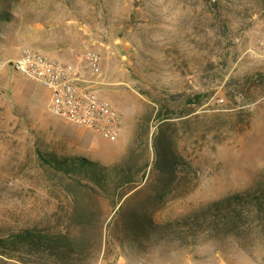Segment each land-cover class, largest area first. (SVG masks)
<instances>
[{
    "label": "rangeland",
    "instance_id": "rangeland-1",
    "mask_svg": "<svg viewBox=\"0 0 264 264\" xmlns=\"http://www.w3.org/2000/svg\"><path fill=\"white\" fill-rule=\"evenodd\" d=\"M263 26L264 0H0V234L68 227L83 247L70 264H264V218L208 209L264 179V62L248 52ZM64 45L70 61L101 56L116 141L51 114L48 90L10 65ZM39 151L129 169L133 185L114 206L120 190L80 187L88 168Z\"/></svg>",
    "mask_w": 264,
    "mask_h": 264
},
{
    "label": "trees",
    "instance_id": "trees-1",
    "mask_svg": "<svg viewBox=\"0 0 264 264\" xmlns=\"http://www.w3.org/2000/svg\"><path fill=\"white\" fill-rule=\"evenodd\" d=\"M38 153L45 164L60 172L73 174L79 170L86 173L88 168L90 171L86 175L89 179L87 182L74 178L78 186L92 190L95 194L109 195L111 190H120L114 206L120 203L133 185L134 177L129 169L110 175L106 167H99L97 163L86 157L57 159L42 151ZM94 168H97V171ZM80 197L78 194L73 196L75 209L71 217L74 219L78 215H83L82 211L76 209ZM208 209L214 210L217 212L216 215L223 219L238 214L242 220L248 217L250 212L258 213L264 218V179L249 191L234 193L211 203ZM232 222L235 227L238 225L237 220ZM82 250V244L72 235L68 227L65 229L30 227L7 236L0 234V255L17 258L23 264H70L75 255L82 254Z\"/></svg>",
    "mask_w": 264,
    "mask_h": 264
},
{
    "label": "built area",
    "instance_id": "built-area-1",
    "mask_svg": "<svg viewBox=\"0 0 264 264\" xmlns=\"http://www.w3.org/2000/svg\"><path fill=\"white\" fill-rule=\"evenodd\" d=\"M248 52L254 60L264 62V26ZM10 63L18 73L48 90L51 114L97 132L109 141L119 138L121 114L96 93V87L103 83L98 53L89 51L78 61H70L54 58L39 49L26 48ZM133 264L155 263L138 259Z\"/></svg>",
    "mask_w": 264,
    "mask_h": 264
},
{
    "label": "crops",
    "instance_id": "crops-1",
    "mask_svg": "<svg viewBox=\"0 0 264 264\" xmlns=\"http://www.w3.org/2000/svg\"><path fill=\"white\" fill-rule=\"evenodd\" d=\"M44 52H46L50 56L57 58V59H60V60H69V59H71V56H72L71 55V47L66 46V45L57 47L53 50H48V51L46 50ZM104 75H105V69H103L101 72L103 82L105 79Z\"/></svg>",
    "mask_w": 264,
    "mask_h": 264
},
{
    "label": "water",
    "instance_id": "water-1",
    "mask_svg": "<svg viewBox=\"0 0 264 264\" xmlns=\"http://www.w3.org/2000/svg\"><path fill=\"white\" fill-rule=\"evenodd\" d=\"M12 63H10V65H11Z\"/></svg>",
    "mask_w": 264,
    "mask_h": 264
}]
</instances>
